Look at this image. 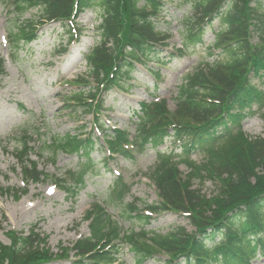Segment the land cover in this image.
Masks as SVG:
<instances>
[{
	"label": "trees",
	"instance_id": "trees-1",
	"mask_svg": "<svg viewBox=\"0 0 264 264\" xmlns=\"http://www.w3.org/2000/svg\"><path fill=\"white\" fill-rule=\"evenodd\" d=\"M187 2L196 17L195 27L182 32L183 49L166 54L167 60L161 56L166 37L155 30L150 20L161 14L162 0L4 2L18 17L37 9L41 23L74 19L92 6L99 8L100 44L86 57L94 89L87 94L79 91L65 95L64 106L70 113H74V106L98 112L102 102L93 104L98 92L113 88L128 92L132 86L127 82L132 80L136 63L166 66L176 57H183L185 50L193 51L202 45L206 30L219 22L220 30L208 49L210 62L201 63L203 67L184 78L177 89L174 112H169L164 100L142 103L135 112L138 121L132 140L125 131H103L109 152L124 156L131 151L159 149L169 139L177 141L189 172L182 175L175 156L159 152L158 164L149 175L158 201L144 210L184 214L194 231L188 233L177 228L165 235L151 232L148 236L146 231L123 235L104 209L92 205L83 219L87 222L88 236L71 247L76 256L71 264L115 263L119 253L117 242L129 246L134 264L149 260L155 264H250L256 254H264V130L261 137L252 140L240 131V122L254 114V107L264 121V0ZM32 27L29 22L10 30L8 43L12 56H16L21 42L29 43L35 38ZM252 35L258 39L255 45L251 44ZM151 73L158 78V71ZM4 75L0 57V77ZM87 99H92L91 103ZM85 137L67 134L49 141V145L44 142L43 146L54 155L76 154L88 162L96 145L102 151L103 148L92 134ZM15 141L19 147L12 156L23 184L53 182L73 200L83 184V171L92 167L83 164L78 178L74 173H69L66 181L50 178L29 160L33 151L31 137L24 133ZM127 145L131 150L127 151ZM197 152L205 155L201 164L189 160ZM205 180L215 185L213 197L207 198L193 189L195 181ZM113 187L111 200L122 203L130 188L118 181ZM5 192L8 188H0V194ZM124 208L127 218L149 222L150 218L141 214L136 203ZM5 237L9 244L0 243V264H48L61 259L66 251L60 248V253L53 255L47 247V238L37 232L36 226L28 234L7 231Z\"/></svg>",
	"mask_w": 264,
	"mask_h": 264
},
{
	"label": "rangeland",
	"instance_id": "rangeland-1",
	"mask_svg": "<svg viewBox=\"0 0 264 264\" xmlns=\"http://www.w3.org/2000/svg\"><path fill=\"white\" fill-rule=\"evenodd\" d=\"M163 3L165 6L161 15L153 21L155 29L169 37L166 51L162 54L166 55L182 47V32L188 26L190 28L195 25V17L186 0H163ZM7 11L0 2V55L5 59V75L0 77V188H8V192L0 194V242L8 244L5 237L7 231L27 234L32 226H36V230L48 238V248L53 255L60 253V248L66 249L62 255L65 259L48 264H71L70 261L76 257L71 247L75 241L88 234L83 216L94 203L104 205L124 234L138 233L143 229L165 235L177 228L192 233L193 227L181 213L143 212L150 216L149 223L129 219L124 214L126 205L136 203L142 210L157 202L154 185L145 177L156 164L157 153L154 150L128 158L114 156L111 159H107V154L94 151L90 157L93 169L85 174V186L79 189L73 200L67 199L63 191L52 187L49 182L31 184L28 188L23 186L19 169L15 168L12 157L16 145L11 138L19 130L26 131L35 141L31 160L37 162L39 170L55 179H65L63 175L66 172L77 171L85 162L84 158L76 155L61 152L54 155L49 148L43 152L41 150L43 141L93 130L91 113L85 112L82 107L70 113L62 99L65 95L79 91L88 93L90 89L87 86L90 80L86 79L89 66L85 57L99 43L97 27L100 12L97 6H92L74 24H43L36 32V39L22 46L16 57L10 58V47L5 42L9 29L16 28L21 22L26 24L32 21L33 25H38L39 11L29 10L19 18ZM219 30V22L216 21L211 29L206 30L202 46L186 51L183 57L175 58L166 67L156 66L153 62L145 64L146 68L137 66L131 75L134 85L132 91L126 95L110 92L104 96L99 122L106 127L125 129L132 133L135 129L132 112L138 108L139 103L150 102L152 95L164 99L169 112H173L178 86L201 63L210 62L208 49L213 45ZM257 42V36H254L252 44ZM147 69L158 70L159 78H152ZM81 80V84H78ZM252 111L254 115L240 122L241 132L251 140L262 136L264 130L260 113L256 107ZM37 135L41 137L38 142ZM95 136L101 138L100 133ZM171 150L175 155L180 154L178 148L170 142L160 149L163 152ZM204 158L202 152L191 156L195 163H202ZM179 171L181 174L188 173L185 164L179 165ZM116 177H122L126 184L131 185L123 205L109 199L112 182ZM193 189L207 198L213 197L216 192L210 180L203 183L195 181ZM18 190L24 194L14 195ZM119 246L118 263L134 264L128 246ZM143 264L155 263L149 260ZM250 264H264V255H258Z\"/></svg>",
	"mask_w": 264,
	"mask_h": 264
}]
</instances>
